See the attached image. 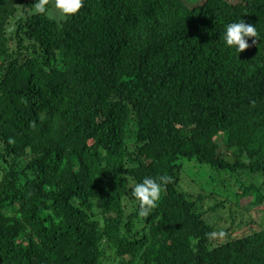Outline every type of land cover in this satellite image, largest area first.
Listing matches in <instances>:
<instances>
[{
    "label": "trees",
    "instance_id": "trees-1",
    "mask_svg": "<svg viewBox=\"0 0 264 264\" xmlns=\"http://www.w3.org/2000/svg\"><path fill=\"white\" fill-rule=\"evenodd\" d=\"M35 2L0 0V264H264V0ZM186 163L237 202L206 210ZM160 176L141 217L132 187Z\"/></svg>",
    "mask_w": 264,
    "mask_h": 264
},
{
    "label": "clouds",
    "instance_id": "clouds-1",
    "mask_svg": "<svg viewBox=\"0 0 264 264\" xmlns=\"http://www.w3.org/2000/svg\"><path fill=\"white\" fill-rule=\"evenodd\" d=\"M47 4L48 0H36L35 11L45 13V6ZM54 6L60 11L62 17H67L78 13L83 6V0H55ZM252 37H258L256 26L246 23L241 18L227 23L224 26L220 39L225 46L241 54L250 47L249 38ZM169 181L170 177L167 176H160L158 178L145 177L142 182H138L132 187V196L140 202L139 216H148L150 211L157 206L162 187ZM215 235L216 233L214 232L210 234L212 237H215Z\"/></svg>",
    "mask_w": 264,
    "mask_h": 264
},
{
    "label": "rangeland",
    "instance_id": "rangeland-1",
    "mask_svg": "<svg viewBox=\"0 0 264 264\" xmlns=\"http://www.w3.org/2000/svg\"><path fill=\"white\" fill-rule=\"evenodd\" d=\"M210 169L208 166L203 165L200 166L196 163H186V166L183 171V180L182 185L183 188L195 196H210V200L208 201V204L205 206V209L207 210L208 207H214L217 204L218 199L222 200L225 198H229L232 200V204L237 202L236 197H234V194L238 191V188H235V191H229L224 192L219 191L217 192L216 184H209L210 182ZM216 195V196H214ZM253 201V198H245L241 200L240 208H235L234 205H231L232 208L228 209L227 211H217L215 213V217L223 218L224 216H228L229 218V226H232L234 222L236 224H240L243 222L242 220L246 218V221L248 220L247 215L245 213L244 209H248L249 205ZM230 206V207H231ZM250 210V209H249ZM262 210L264 211V207H262ZM262 215L264 216V212H262Z\"/></svg>",
    "mask_w": 264,
    "mask_h": 264
}]
</instances>
